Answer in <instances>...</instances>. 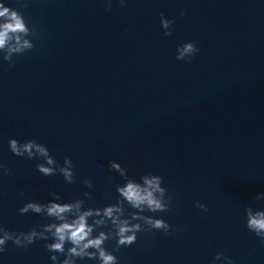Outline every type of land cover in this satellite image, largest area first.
Returning a JSON list of instances; mask_svg holds the SVG:
<instances>
[{
	"label": "water",
	"instance_id": "95a60500",
	"mask_svg": "<svg viewBox=\"0 0 264 264\" xmlns=\"http://www.w3.org/2000/svg\"><path fill=\"white\" fill-rule=\"evenodd\" d=\"M0 2L37 30L28 37L34 48L11 67L0 53V164L13 173L0 175V224L26 233L50 223L18 211L47 203L50 192L61 203L90 192L85 209L114 204L125 183L109 171L115 161L137 182L163 178L171 211L143 214L179 229L138 233L113 253L119 264H213L217 253L264 264V243L244 212L264 210L254 199L264 193V0H112L111 11L105 0ZM161 13L175 21L172 36L163 35ZM193 41L192 59L176 60L177 47ZM11 139H35L60 166L70 157L76 183L42 176L35 166L43 161L13 155ZM50 242H8L0 264H52Z\"/></svg>",
	"mask_w": 264,
	"mask_h": 264
},
{
	"label": "clouds",
	"instance_id": "9594fccd",
	"mask_svg": "<svg viewBox=\"0 0 264 264\" xmlns=\"http://www.w3.org/2000/svg\"><path fill=\"white\" fill-rule=\"evenodd\" d=\"M105 11H111L112 0H105ZM120 7L126 6V0H119ZM27 7V4H23ZM186 15V10H181L180 16ZM174 20L167 19L160 14V27L163 35L169 37L174 32ZM127 32L128 29H125ZM35 27L29 28L23 14L0 2V53L3 61L12 66L14 56H22L34 48L28 37L36 36ZM199 51L195 42H187L176 49V60L190 61ZM11 153L17 157H26L29 160H42L36 164V170L44 177L62 175L66 184H75L73 163L70 157H65L63 166L50 154L48 148L35 139L21 143L16 139L8 142ZM109 171H114L125 180L123 186L116 187L117 198L114 204L103 208H84L85 200H91L90 192H84V199L61 203L63 197L56 192H50L52 199L47 203L30 200L18 211L20 215L29 212L50 220V223L39 225V230L34 227L28 232H11L0 224V254L7 250L8 242L18 249H26L38 241H51L45 243L44 248L50 256L52 264H78L86 260L95 261L96 264H119V259L114 252L122 247H130L137 243V234L146 230L160 231L171 234L179 231L169 225L162 218L144 215L143 213H166L171 211L173 196L167 194V189L162 187L163 178L158 175L146 174L140 176V182L128 176V170L115 161H109ZM12 170L0 164V175L10 176ZM83 185L92 189L94 186L88 179L82 180ZM23 197L24 193H20ZM255 201L264 200V193L255 196ZM134 211L127 212L126 207ZM197 207L202 212H207L205 204L197 202ZM246 228L249 232L264 243V210H254L252 206L244 209ZM89 220L92 223H89ZM108 228V231L101 229ZM115 240V247L109 251L105 244ZM66 245L70 247L66 248ZM65 257L63 260L60 257ZM215 261L221 264H234L227 256L217 253Z\"/></svg>",
	"mask_w": 264,
	"mask_h": 264
}]
</instances>
